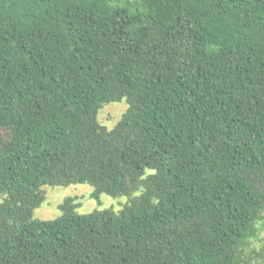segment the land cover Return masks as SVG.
Listing matches in <instances>:
<instances>
[{"label":"trees","instance_id":"trees-1","mask_svg":"<svg viewBox=\"0 0 264 264\" xmlns=\"http://www.w3.org/2000/svg\"><path fill=\"white\" fill-rule=\"evenodd\" d=\"M72 185L127 204L34 219ZM263 235L264 0H0V264H264Z\"/></svg>","mask_w":264,"mask_h":264},{"label":"rangeland","instance_id":"rangeland-1","mask_svg":"<svg viewBox=\"0 0 264 264\" xmlns=\"http://www.w3.org/2000/svg\"><path fill=\"white\" fill-rule=\"evenodd\" d=\"M127 108L125 101L104 106L98 115L100 125L108 131L112 130L120 122ZM44 191L45 202L34 211V219L40 221H53L60 217L59 206L69 198H75L76 202L79 203L77 213L80 216L107 210L120 213L124 205L127 204V198L114 199L103 194L101 203L98 205L95 200L91 199L93 188L89 185L45 187Z\"/></svg>","mask_w":264,"mask_h":264}]
</instances>
